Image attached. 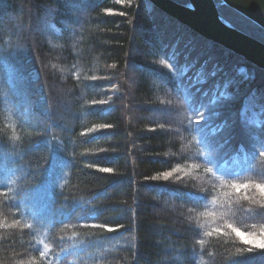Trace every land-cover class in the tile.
Here are the masks:
<instances>
[{
    "label": "trees",
    "instance_id": "obj_1",
    "mask_svg": "<svg viewBox=\"0 0 264 264\" xmlns=\"http://www.w3.org/2000/svg\"><path fill=\"white\" fill-rule=\"evenodd\" d=\"M257 185L264 71L148 0H0V264H264Z\"/></svg>",
    "mask_w": 264,
    "mask_h": 264
},
{
    "label": "water",
    "instance_id": "obj_2",
    "mask_svg": "<svg viewBox=\"0 0 264 264\" xmlns=\"http://www.w3.org/2000/svg\"><path fill=\"white\" fill-rule=\"evenodd\" d=\"M148 1L200 37L264 71V43L238 30L219 12L221 5L225 6L264 31V0H219L220 4L215 0H189L188 5L173 0Z\"/></svg>",
    "mask_w": 264,
    "mask_h": 264
},
{
    "label": "clouds",
    "instance_id": "obj_3",
    "mask_svg": "<svg viewBox=\"0 0 264 264\" xmlns=\"http://www.w3.org/2000/svg\"><path fill=\"white\" fill-rule=\"evenodd\" d=\"M14 139H19V137H14ZM205 235L208 236V235H211V233L206 232ZM245 235L248 237H257L256 235L252 234L251 232H247ZM230 237L234 240V242H236L240 245H243V247H237L234 249V252H233L234 255H242L245 251L252 252L253 246L255 248H258V249H264V232H261V234H260V242L259 243L246 242L244 239H241L240 237H238L236 233L234 236L230 235ZM198 243L203 245V244L207 243V241L201 240V241H198ZM25 264H28V262H25ZM31 264H36V262L31 261ZM201 264H206V262L201 261Z\"/></svg>",
    "mask_w": 264,
    "mask_h": 264
},
{
    "label": "rangeland",
    "instance_id": "obj_4",
    "mask_svg": "<svg viewBox=\"0 0 264 264\" xmlns=\"http://www.w3.org/2000/svg\"><path fill=\"white\" fill-rule=\"evenodd\" d=\"M206 119H207V114L205 113L203 122ZM35 197L36 198L34 199L35 201L33 202V204L32 203L29 204L30 211L32 215H34L33 218H37L38 216L42 215L46 211V208L44 207V203H43L44 201H42V198L39 196H35Z\"/></svg>",
    "mask_w": 264,
    "mask_h": 264
},
{
    "label": "snow or ice",
    "instance_id": "obj_5",
    "mask_svg": "<svg viewBox=\"0 0 264 264\" xmlns=\"http://www.w3.org/2000/svg\"><path fill=\"white\" fill-rule=\"evenodd\" d=\"M244 187L247 188L249 186L245 185ZM256 187L259 190L260 194L262 196H264V186L257 185ZM237 190L239 191V188ZM236 234L238 237H240L241 239H244L246 242H256V243L260 242V238H258V237H248L244 233H241L239 231H237Z\"/></svg>",
    "mask_w": 264,
    "mask_h": 264
}]
</instances>
